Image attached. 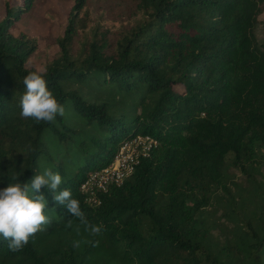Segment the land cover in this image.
Segmentation results:
<instances>
[{"label":"trees","instance_id":"16d2710c","mask_svg":"<svg viewBox=\"0 0 264 264\" xmlns=\"http://www.w3.org/2000/svg\"><path fill=\"white\" fill-rule=\"evenodd\" d=\"M39 1L0 0V189L58 172L56 191L69 189L101 231L42 187L51 223L17 252L0 237V264H264V41L253 33L264 0H123L116 24L104 6L119 0H70L43 46L18 27ZM39 55L41 69L30 62ZM30 71L43 73L63 116L20 115ZM135 133L155 146L85 201L79 183ZM228 168L248 197L231 194ZM215 197L242 219L211 245L204 213Z\"/></svg>","mask_w":264,"mask_h":264},{"label":"clouds","instance_id":"9594fccd","mask_svg":"<svg viewBox=\"0 0 264 264\" xmlns=\"http://www.w3.org/2000/svg\"><path fill=\"white\" fill-rule=\"evenodd\" d=\"M22 84L24 92L19 106L23 118L52 122L57 115H64L63 106L48 89L42 72H28ZM61 183L62 178L58 172L45 169L42 175L36 174L28 183L16 182L0 189V237L9 242V251L22 250L32 236L43 230L44 225L51 223V219L44 214L47 201L43 194H37L42 187L51 190L53 201L64 205L73 217L85 225L86 230H90L93 235L100 233L101 227L88 223L79 201L72 197L69 189L56 191ZM71 223L69 220L67 226L71 227ZM74 247H79V242H74Z\"/></svg>","mask_w":264,"mask_h":264},{"label":"rangeland","instance_id":"374dc122","mask_svg":"<svg viewBox=\"0 0 264 264\" xmlns=\"http://www.w3.org/2000/svg\"><path fill=\"white\" fill-rule=\"evenodd\" d=\"M105 1V0H102ZM115 1V0H112ZM119 3L116 5L109 6L108 3L105 4V11L110 10L111 12V21L109 23L116 24V15L115 12L118 11V14L122 17L124 21L127 16V10L125 9V4L123 0H119ZM96 2H101V0H90L92 8L95 7ZM106 2V1H105ZM70 0H40L36 7L29 15H24L22 19L18 22V27L29 33L38 35L39 45H44L43 37L48 34L58 33L65 22V17L70 7ZM125 9V10H124ZM2 5L0 3V16L2 15ZM264 3L261 5V11L257 15V23L253 28V33L256 39L260 42L264 41ZM33 66L37 69H41L42 56L39 55L36 58L30 60ZM264 172V168L262 169ZM226 174V186L231 192L237 196L238 192H243L244 196L246 195V189L248 188L247 184L244 182V177L237 170L228 168L225 172ZM242 189H238L241 188ZM224 197L228 199V195L223 191ZM218 197L212 198L211 204L206 208L204 213L205 225L208 228L207 239L211 245H218L224 242L225 240L234 237L237 230L239 229V222H241V217L238 213L230 211L227 206L224 198L217 199ZM247 199L242 201L246 203ZM236 201H239L237 199Z\"/></svg>","mask_w":264,"mask_h":264},{"label":"built area","instance_id":"2783aa9c","mask_svg":"<svg viewBox=\"0 0 264 264\" xmlns=\"http://www.w3.org/2000/svg\"><path fill=\"white\" fill-rule=\"evenodd\" d=\"M156 144L148 134L135 133L121 139L110 161L102 167L89 171L79 183L84 200L97 203L96 192H104L110 186H116L129 176L135 164L149 154Z\"/></svg>","mask_w":264,"mask_h":264}]
</instances>
